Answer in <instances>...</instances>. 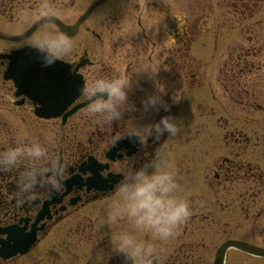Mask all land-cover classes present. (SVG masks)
<instances>
[{"label":"flooded vegetation","instance_id":"obj_1","mask_svg":"<svg viewBox=\"0 0 264 264\" xmlns=\"http://www.w3.org/2000/svg\"><path fill=\"white\" fill-rule=\"evenodd\" d=\"M99 1L51 0L55 15L49 18L35 15L41 0H0V34L19 37L35 29L18 40L0 36V146L39 138L65 166L63 191L49 195L38 188L24 204L16 196L18 171L0 173V264H132L124 254L113 251L111 242V236L130 231V224L124 218L112 222L105 199L116 195L124 165L140 167L158 153L174 164L177 195L188 201L191 212L174 238L154 243L151 264H213L216 250L226 243L230 245L225 264H264L263 256L234 243L264 249V0H142L149 9L137 16L140 38L123 24L129 1L104 0L76 34H66L75 40V46L62 61L72 65V73L83 76L85 86L98 76L131 77L129 103L135 110L126 111L111 127L90 122L84 115L86 108L74 112L65 123L63 112L44 117L41 104L19 93L15 82L5 78L9 56L30 47L33 35L59 30L58 21L76 26ZM21 5L34 15L21 19ZM210 22L215 23L217 33L204 36L203 24ZM152 23L157 26L150 29ZM85 28L96 41L92 45L109 49L104 59L102 54L92 57L87 47L81 50L79 37ZM97 28L105 29L107 35ZM130 28H135L133 21ZM152 38L154 50L158 43H167L161 56L165 69L160 67L167 110L160 107L145 112L142 102L156 94L153 79L159 76L141 72L154 54L149 52ZM198 42L213 43L217 48L220 44L224 50L216 52L219 69L209 85L206 70L201 76L193 73L192 44ZM213 84L216 91H210L216 106L205 110L207 88ZM197 85L206 93L200 100L204 111L198 130L191 125L196 118L192 89ZM83 101L88 98L82 94L76 103ZM181 109L187 122L179 138L173 136L168 143L166 133L144 146L131 138L114 160L107 158L119 140L129 137L133 123L143 126L164 116L179 120ZM76 118H80L77 125ZM210 124L214 132L208 131ZM97 202L101 204L93 205L89 215L75 212ZM65 218L72 221L68 224L69 243L64 242L63 230L48 238ZM86 221L88 227H84Z\"/></svg>","mask_w":264,"mask_h":264},{"label":"clouds","instance_id":"obj_2","mask_svg":"<svg viewBox=\"0 0 264 264\" xmlns=\"http://www.w3.org/2000/svg\"><path fill=\"white\" fill-rule=\"evenodd\" d=\"M18 12L24 20L34 15L26 5H21ZM35 15L53 17L55 10L51 0H41ZM28 44L40 54L45 66L67 59L74 48V42L54 28L33 35ZM141 72L154 76L158 71L145 68ZM132 86L131 77L94 78L81 89L88 98L84 115L99 127H111L114 122L121 121L126 111L135 110V105L129 103ZM156 89L155 95L142 102L145 112L158 111L160 107L167 110L163 100L165 85L157 81ZM179 131L180 122L164 116L156 123L143 126L133 123L128 136L144 146L152 138L159 141L166 133L171 137ZM10 171H18L16 196L20 204L30 201L38 188L49 195L63 191L65 166L51 155L48 145L39 138L4 142L0 146V173ZM122 172L123 179L115 189L117 198L109 204L107 214L112 222L126 219L131 230L111 236L113 251L124 254L132 264H151L150 258L156 251L154 243L174 238L178 228L190 216V205L177 195L179 184L175 166L162 154L158 153L140 167L126 164ZM145 235L147 240L143 239Z\"/></svg>","mask_w":264,"mask_h":264},{"label":"rangeland","instance_id":"obj_3","mask_svg":"<svg viewBox=\"0 0 264 264\" xmlns=\"http://www.w3.org/2000/svg\"><path fill=\"white\" fill-rule=\"evenodd\" d=\"M128 1H129V5H128L127 9H125L126 17L124 18L125 20L123 21V24L125 25L126 30H133L134 31L132 35L139 36L138 38H140L141 34L140 33L138 34L136 32L137 31V28H136L137 16L139 14H145V11L147 9H149V7L147 6V4L144 5L142 0H132V1L128 0ZM199 14L200 13L198 12V15ZM126 20H128V21H126ZM129 20L133 21V25L135 26L134 29L130 28L131 21H129ZM207 25L203 24V26H204L203 35L204 36L216 35V33H217L216 29L217 28L215 26V23L214 22L213 23L210 22ZM155 26H157V24L156 23H152L148 27L150 29H153ZM207 27H210V28L207 30L206 29ZM86 30H89V29H86V28L83 29L82 33H81V35L79 37L80 38V42L79 43H80V46H81V50H83L84 48L87 47L89 49V53H90V55L92 57L97 59L96 57H98L100 54H102V59H104V55H105L106 51H108L109 49H103V47L101 45H92V41H94V42H96V41L91 38L90 34L88 32H86ZM96 30L98 32H102L104 37L107 35V32L105 31V29L97 28ZM223 34H225V33H223ZM154 40L155 39L152 38V41L149 42V46H150L149 52L153 51L154 54L152 55L151 58H149L147 60V62L145 61L146 62V68H150L151 70L154 69V70L158 71L157 73L159 74V76L158 77L156 75L154 76V79H153V83L154 84H156L157 81L160 82V83H164L163 79L161 77V73H163L162 69H165V67L162 66V62H163L164 59L161 56H162V47L164 45H167V43H163V44H159L158 43L157 46H156V50H154L153 47H152ZM73 42H74V46H75V40H73ZM104 43H105V39H104ZM218 46H219V48H217V47L213 48V45L211 43L207 44L205 42H198V43L192 44L191 57H192L193 73H196L199 76H201V74H203L204 71L206 70L207 78L210 77L208 85L210 84V80L211 79L212 80L215 79V76L218 73V69H219V66H218V61H219L218 57H219V55L218 54L216 55V52L224 51L220 47L221 46L220 44ZM214 50H215V54L212 57L208 53L211 52V51H214ZM208 58H210L211 60H209ZM207 63H209V64L207 65ZM211 89H214L216 91V88H215L214 84L211 87L207 88L208 99L206 100L207 101V106H206L205 110L209 109L211 106H214V107L216 106V103L213 101V99L211 97V91H210ZM192 93H193L192 96H191L192 97V99H191V101H192V109H193V111H194V113L196 115V118L194 119V121L192 122L191 125L198 130V128L201 125V121H202V118L200 117V113L204 111V109L201 110V106L202 105L200 104V100H201L202 97H204L206 95V93L204 92L203 88H199L197 91H194ZM176 103H178V100H176ZM182 110L183 109H181V111H180V115H179L180 119L178 121L180 122V131H185L187 118L185 117V114H183ZM78 120H80V118H76L75 119V125H77L76 123L78 122ZM208 131L209 132H214V128H213L212 124H210V126L208 128ZM179 132L176 135L177 138H179ZM172 137L173 136L170 137V141L168 140V143L172 142ZM116 198H117L116 195H111V196H109V197H107L105 199V202L110 204ZM100 204H101V202H97L96 204H87V205L75 210V212L81 213V215L82 214L89 215V212L93 208L92 206L93 205L98 206ZM65 217H67V216H65ZM71 223H72V221L70 219L65 218L63 220V222L59 226H57L50 233L48 238L49 237H54L55 236V234H54L55 231L63 230L64 242L69 243V239L68 238L71 237L72 235L69 234L70 226L68 224H71ZM84 227H88V222L87 221L85 222ZM72 244H75L74 240H72Z\"/></svg>","mask_w":264,"mask_h":264},{"label":"water","instance_id":"obj_4","mask_svg":"<svg viewBox=\"0 0 264 264\" xmlns=\"http://www.w3.org/2000/svg\"><path fill=\"white\" fill-rule=\"evenodd\" d=\"M16 58L24 59L20 63L25 73L24 81L26 84L33 87L29 92L38 100H49L53 103L58 102L66 108V106L81 93L83 87L81 78L69 77L67 66L57 67L53 64L45 66L41 57L35 55L33 52H27L26 55L17 56ZM56 68L58 70L57 72L55 71ZM35 85H38L36 89L34 87ZM39 85H41V87ZM36 90L37 93H35ZM223 261L224 251L221 250L218 253L216 264H223Z\"/></svg>","mask_w":264,"mask_h":264}]
</instances>
